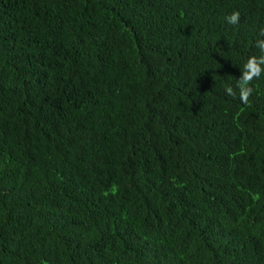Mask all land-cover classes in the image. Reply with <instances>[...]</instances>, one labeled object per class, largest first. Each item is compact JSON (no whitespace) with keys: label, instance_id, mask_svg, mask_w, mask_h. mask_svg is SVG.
Returning a JSON list of instances; mask_svg holds the SVG:
<instances>
[{"label":"trees","instance_id":"trees-1","mask_svg":"<svg viewBox=\"0 0 264 264\" xmlns=\"http://www.w3.org/2000/svg\"><path fill=\"white\" fill-rule=\"evenodd\" d=\"M262 33L264 0H0V264H264Z\"/></svg>","mask_w":264,"mask_h":264},{"label":"clouds","instance_id":"clouds-1","mask_svg":"<svg viewBox=\"0 0 264 264\" xmlns=\"http://www.w3.org/2000/svg\"><path fill=\"white\" fill-rule=\"evenodd\" d=\"M228 23L237 24L239 23V12H234L226 17ZM264 34V33H262ZM260 50L264 53V45L260 46ZM244 71L242 77L239 79L237 87L239 89L240 100L244 104L250 102V96L252 95L253 88L250 86L251 82L255 79L260 78L264 74V54L259 57L252 56L244 64ZM228 95H235L233 88L228 87L226 89Z\"/></svg>","mask_w":264,"mask_h":264}]
</instances>
